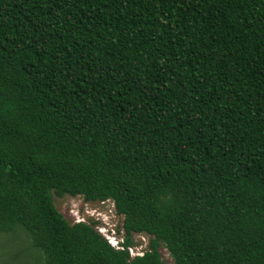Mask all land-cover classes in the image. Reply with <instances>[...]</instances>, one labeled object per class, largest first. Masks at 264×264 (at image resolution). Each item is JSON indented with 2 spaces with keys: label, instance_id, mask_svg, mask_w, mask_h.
<instances>
[{
  "label": "trees",
  "instance_id": "trees-1",
  "mask_svg": "<svg viewBox=\"0 0 264 264\" xmlns=\"http://www.w3.org/2000/svg\"><path fill=\"white\" fill-rule=\"evenodd\" d=\"M55 196L112 202L123 249ZM17 231L39 264H264V0H0Z\"/></svg>",
  "mask_w": 264,
  "mask_h": 264
},
{
  "label": "rangeland",
  "instance_id": "rangeland-1",
  "mask_svg": "<svg viewBox=\"0 0 264 264\" xmlns=\"http://www.w3.org/2000/svg\"><path fill=\"white\" fill-rule=\"evenodd\" d=\"M55 204L59 211L72 223L95 219L101 222L100 232L105 235L115 236L121 227L123 218L115 212L112 202L91 203L85 202L82 197H57ZM141 254L148 244L146 236H135ZM163 264H173L172 258L166 248L160 249ZM137 254V253H135ZM0 264H39V254L29 247L25 234L20 231L11 234L0 233Z\"/></svg>",
  "mask_w": 264,
  "mask_h": 264
},
{
  "label": "built area",
  "instance_id": "built-area-1",
  "mask_svg": "<svg viewBox=\"0 0 264 264\" xmlns=\"http://www.w3.org/2000/svg\"><path fill=\"white\" fill-rule=\"evenodd\" d=\"M100 226V225H99ZM97 227V229L100 231V227ZM101 233V232H100ZM104 235V234H103ZM106 239L109 241V243L115 247L116 249H123V247L120 245L121 241H122V237H118L119 239H117L115 236L112 235H105ZM132 252H134V250H132ZM134 254V253H133ZM139 254V253H137ZM142 254V253H141Z\"/></svg>",
  "mask_w": 264,
  "mask_h": 264
}]
</instances>
